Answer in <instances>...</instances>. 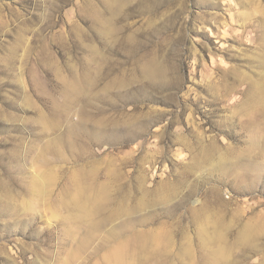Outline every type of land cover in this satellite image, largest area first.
Masks as SVG:
<instances>
[{
  "label": "rangeland",
  "instance_id": "obj_1",
  "mask_svg": "<svg viewBox=\"0 0 264 264\" xmlns=\"http://www.w3.org/2000/svg\"><path fill=\"white\" fill-rule=\"evenodd\" d=\"M262 154L264 0H0V264H264Z\"/></svg>",
  "mask_w": 264,
  "mask_h": 264
},
{
  "label": "bare ground",
  "instance_id": "obj_2",
  "mask_svg": "<svg viewBox=\"0 0 264 264\" xmlns=\"http://www.w3.org/2000/svg\"><path fill=\"white\" fill-rule=\"evenodd\" d=\"M197 140H198V138H197ZM183 142H182V144H183ZM187 144L188 143H186L185 145H187ZM187 147L189 148V146H187ZM213 149H214V145L208 146L207 147V150L205 152H203L202 158L203 159H206L209 156V154L211 153V151ZM190 150H191V147H190ZM262 155L264 156V154H262ZM199 163L200 162H196L195 165H194V167H192L189 170L197 169L198 166H199ZM140 169H142V167ZM193 173H194V171H191V172L188 173V175H193ZM186 182H187V179H184V180L183 179H178V183L181 184V185L183 183H186ZM138 183H139V188H140L141 185H142V183H141L140 180H138ZM210 193H212V194H218V193H216V190H213V191L210 190ZM130 194H131V191L128 192L126 196L129 198L130 197ZM83 200L76 201L74 198H72L71 193H70L67 198L60 200V202L58 203V207H60V206L63 207V209L65 210L67 216H69V217H71V216L75 217L76 214H79L80 213L81 214V217L84 218V214L86 216H90V212L87 211L86 206H84V204L82 203ZM85 204H87V203H85ZM125 205L126 204H124V203L120 204L121 207L119 208V210L117 209V214L118 215L128 214V213L131 214L132 213L133 206L132 205H126L125 206ZM225 206H227V205H225ZM52 212H54L53 209H52ZM94 213L95 212H91V216L94 215ZM57 215H58V213H57ZM213 216H216V213L214 212V209H213L212 204L209 202L206 206L203 207V209L200 212V214L198 215V217H196V215H195V217L192 218L193 219L192 220V223L195 225L197 223L202 222L203 218L206 220V219L214 218ZM214 226H216V225H214ZM218 236L220 237V235H218ZM249 236L250 235L248 234V230L246 231V229H244L241 232V234L238 235L237 239H239L240 241L237 242V243H242L243 242L242 245H246V241L248 240V238H251ZM249 240H251V239H249ZM249 240H248V242H249ZM215 241H217V239L214 240L213 238H209L208 236L204 235L201 232V234L199 236V245H200L201 249H203V246H205V245H208V246L210 244L211 245H210V248H209L210 249V253L208 252L209 253V256L208 257L209 258L206 257V258H202V260H198V264H236L237 261L234 262V260L230 259L229 256H227V252H228L227 250L225 252H223L222 250H220V251H216L215 250ZM255 241L256 240H254V242ZM134 242H137V244L136 245H133L132 250L129 249L130 248V242H128V241H125L124 243H122L121 241L119 242L118 246H116L117 249H116L115 254L113 256V260H114V257H115L116 264H147V257H148V255L150 253V250H149L150 242H142L141 240L140 241H134ZM252 250H251V252H253ZM161 252L164 253L163 251H161ZM172 253L173 252L171 251V254ZM193 253H192V255L191 254L190 255L193 256ZM198 253L200 255H202L200 250H199ZM171 254H170V257L168 256L169 258H171L174 255V254L173 255H171ZM241 255L243 256V258H246V256H247L246 255V249L245 250H242ZM241 255H240V257H241ZM175 257H176V255H175ZM243 258H241V259H243ZM171 259H173V258H171ZM176 259H178V258H176ZM179 261H180V259H179ZM169 263H172V262H169ZM166 264H167V262H166Z\"/></svg>",
  "mask_w": 264,
  "mask_h": 264
}]
</instances>
